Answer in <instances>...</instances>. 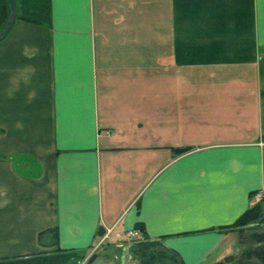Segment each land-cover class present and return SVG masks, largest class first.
<instances>
[{"label": "crops", "instance_id": "0c3cea01", "mask_svg": "<svg viewBox=\"0 0 264 264\" xmlns=\"http://www.w3.org/2000/svg\"><path fill=\"white\" fill-rule=\"evenodd\" d=\"M49 11L0 41V261L48 251L44 230L90 257L99 228L139 226L184 264L226 257L264 195V0Z\"/></svg>", "mask_w": 264, "mask_h": 264}, {"label": "trees", "instance_id": "16d2710c", "mask_svg": "<svg viewBox=\"0 0 264 264\" xmlns=\"http://www.w3.org/2000/svg\"><path fill=\"white\" fill-rule=\"evenodd\" d=\"M15 5V21L36 25L49 23V0H15ZM9 15L8 0H0V32ZM255 194L256 192H252L250 199ZM262 199L264 201V195ZM222 229L237 232V242L232 254L212 264H264V209L261 202L249 206L232 225ZM137 230L141 237L131 245L128 251L132 262L136 264H184L176 251L167 248L158 240L149 238L142 226L137 227ZM37 239L41 247L51 251L2 260L1 264H72L85 257V254L60 249L55 229L40 232Z\"/></svg>", "mask_w": 264, "mask_h": 264}, {"label": "rangeland", "instance_id": "374dc122", "mask_svg": "<svg viewBox=\"0 0 264 264\" xmlns=\"http://www.w3.org/2000/svg\"><path fill=\"white\" fill-rule=\"evenodd\" d=\"M217 126H219V125L217 124ZM199 127H200V125L198 124V128ZM213 127H214V124H213ZM257 195L259 196L258 199H257ZM262 197H263V194H255L252 197V199H250V206L258 204L261 202V206L264 209V201H263ZM98 240L100 241L99 238H97V241ZM115 240H111L109 238L107 241H105L102 244L101 243L98 244L96 241L98 247L95 251L92 250V252H91V253L95 252L96 258L91 264H136V263L131 261L130 257L128 256V251H129L131 245L139 239H130V240L115 239ZM236 242H237L236 235L234 236L233 234L232 235L228 234V237L223 241V245H221V248H225V250L228 248L229 249L232 248V251L228 252V255H230L233 253ZM101 245H103V246L101 247ZM48 251H51V250H48ZM215 257H216V254L214 253L209 258V260L204 262V264H212V263L220 262L223 260V258L225 256H223L220 260H217V261H215ZM88 260H89V257L85 256L83 260H81V261L77 260V261L73 262L72 264H87ZM3 261H0V264Z\"/></svg>", "mask_w": 264, "mask_h": 264}, {"label": "water", "instance_id": "95a60500", "mask_svg": "<svg viewBox=\"0 0 264 264\" xmlns=\"http://www.w3.org/2000/svg\"><path fill=\"white\" fill-rule=\"evenodd\" d=\"M9 5H10V15L9 18L5 24V26L3 27L2 31L0 32V41L7 35V33L9 32V30L11 29L12 25L15 22V18H16V5H15V0H8ZM175 153L179 154V153H183L185 152L184 149H178L174 151ZM104 234V230L102 228H99L97 235L99 237H101ZM96 258V254H93L92 256H90L87 264H91Z\"/></svg>", "mask_w": 264, "mask_h": 264}, {"label": "built area", "instance_id": "2783aa9c", "mask_svg": "<svg viewBox=\"0 0 264 264\" xmlns=\"http://www.w3.org/2000/svg\"><path fill=\"white\" fill-rule=\"evenodd\" d=\"M259 198V196L257 195V199ZM112 230H105L104 234L100 237V241L98 242V244H102L105 241H107L110 238V234H111ZM141 237L140 233L136 230H132L126 233H123V237L122 239L124 240H130V239H139ZM97 245L93 248V250L95 251L97 249Z\"/></svg>", "mask_w": 264, "mask_h": 264}]
</instances>
